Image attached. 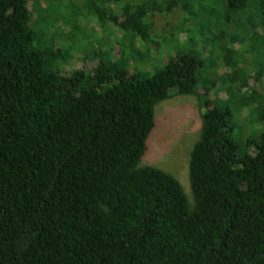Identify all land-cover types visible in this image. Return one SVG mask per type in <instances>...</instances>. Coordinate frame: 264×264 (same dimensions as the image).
<instances>
[{
	"label": "trees",
	"instance_id": "16d2710c",
	"mask_svg": "<svg viewBox=\"0 0 264 264\" xmlns=\"http://www.w3.org/2000/svg\"><path fill=\"white\" fill-rule=\"evenodd\" d=\"M30 3L0 0V264H264V0H76L117 28L125 60L69 75ZM203 15L209 34L187 44L215 45L209 63L188 50L154 73L129 68L130 43L157 52L158 22L194 36ZM219 69L214 97L199 93ZM173 96L202 110L191 200L140 164L154 108ZM236 127L256 133L239 144Z\"/></svg>",
	"mask_w": 264,
	"mask_h": 264
},
{
	"label": "rangeland",
	"instance_id": "374dc122",
	"mask_svg": "<svg viewBox=\"0 0 264 264\" xmlns=\"http://www.w3.org/2000/svg\"><path fill=\"white\" fill-rule=\"evenodd\" d=\"M35 2L37 3L33 7L30 3L29 10L32 24L37 26L34 28L36 31L39 30L41 40L45 43L53 41L54 49H59L63 55L68 52L63 59H57L53 63L59 72L69 75L73 70L83 67L92 69V67L100 65L102 59L112 63L116 62L118 65L119 61L124 62L125 57L120 56L119 51L121 52V50L119 44L117 45L118 41L123 42V37L117 28L109 24L100 27L92 13L88 16L82 15L80 9L77 8L76 0H35ZM38 8H44L45 12L39 13ZM41 14L46 18L44 21L39 20ZM200 21L203 25L202 32L194 36L184 32L176 36H169V26L163 20L158 22L157 27L161 32L155 34L162 38L157 42V52L152 51L150 43L134 44V46L130 43V54L127 57L129 68L133 67L135 70L137 68L154 73L162 69L170 58L177 54H185L188 50L198 52L204 59H207L206 63H209L210 53H218L215 45L211 44L205 51H201L200 45L196 49L194 45L187 44V38L195 39L201 43L205 36L203 32L210 31L208 16L203 15ZM175 22L172 23V26H175ZM56 32L61 38L60 43L57 41ZM126 42L125 44L129 45L127 40ZM223 71V69L217 71L210 78V82H206L200 87L199 93L206 94L208 98L214 97L216 86L219 85L215 80H217V76H221ZM220 95H222L221 92ZM201 112L194 96H173L156 105L154 108L155 127L148 138L147 151L140 163L143 166L160 168L174 176L190 200L188 161L190 151L199 138ZM241 114L242 118L251 116L245 111ZM237 117H234L236 122L240 118L237 119ZM247 129L245 132L239 133L236 127L235 135L239 144H245L246 139L256 133L253 127Z\"/></svg>",
	"mask_w": 264,
	"mask_h": 264
}]
</instances>
